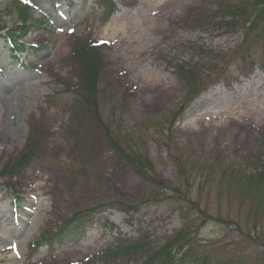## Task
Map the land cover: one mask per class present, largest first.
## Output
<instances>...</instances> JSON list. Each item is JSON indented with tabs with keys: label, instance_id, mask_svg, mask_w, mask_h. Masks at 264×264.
<instances>
[{
	"label": "rangeland",
	"instance_id": "1",
	"mask_svg": "<svg viewBox=\"0 0 264 264\" xmlns=\"http://www.w3.org/2000/svg\"><path fill=\"white\" fill-rule=\"evenodd\" d=\"M251 6L0 0V249L9 248L0 264H141L101 254L116 242L156 248L185 227L171 199L135 213L109 207L153 187L119 160L84 104L72 50L86 42L105 57L96 103L112 138L129 134L153 176L195 203L193 256L264 264V217L237 191L247 176L264 180V23L262 33L244 23ZM31 173L47 178V202L18 197ZM80 211L90 226L81 239L54 238Z\"/></svg>",
	"mask_w": 264,
	"mask_h": 264
},
{
	"label": "trees",
	"instance_id": "2",
	"mask_svg": "<svg viewBox=\"0 0 264 264\" xmlns=\"http://www.w3.org/2000/svg\"><path fill=\"white\" fill-rule=\"evenodd\" d=\"M247 1L252 4V8L251 12L247 14L248 16L244 23H249L250 30L252 31L260 28L258 33H262L261 28L263 27H261L260 24L264 23V0ZM20 9V21L21 23H24L27 19L26 9L24 7L23 9L20 7ZM235 16L239 17L242 15L237 13ZM22 33L23 32L19 34ZM7 36L9 40L15 39V36L12 34ZM252 36L255 40H259L261 37L260 34L255 35L254 33H252ZM13 45H10L12 51H14V53L18 52L19 47ZM72 55H74V58L79 62L78 64L80 66L78 77L80 88L83 90L84 104L92 110L94 120L100 124L106 141H108L114 152L117 153L121 162L126 163V165L138 175L143 183H148L153 187L150 195L145 198L135 200V202H116L109 207L113 208L116 206L126 213H135L142 207L146 206V204L157 205L167 199H171L174 204L177 205L179 214L182 215L185 226L180 231L173 233L168 241H164L156 248L153 247L147 250L140 242L133 244L116 242L114 245L106 248L101 256L112 259H125L126 257L137 258L142 256L144 259L141 264H246L240 259L228 258L220 260L212 259L206 255L199 258L193 256L191 249V236L190 233H188V229L190 226H195L196 220L192 218V215L195 212V203L188 198L189 194L181 191L180 188L165 187L156 177L153 176L152 164L148 160L146 154L135 146L136 140L131 138L129 134H124L121 140H114L112 138V131L103 123V120H100L98 103H96L98 91L97 81L99 78L98 74L105 66V57L104 54H102L100 45L97 43L86 42L84 43L83 48L78 46L73 47ZM257 175L258 173L240 179L237 191L243 197L249 196L250 201H252V204L256 209L255 214L256 211H258V215L263 218L264 180ZM92 208L95 209L93 212H100L106 209V206L94 205L91 209ZM186 211H189V215H187ZM88 216V212H75L72 214L69 221L64 224L63 229H60L59 233H57L54 238H60V240L68 239L69 241L78 242L84 235L85 231L90 227L87 219ZM51 239L53 238H49L48 241Z\"/></svg>",
	"mask_w": 264,
	"mask_h": 264
},
{
	"label": "bare ground",
	"instance_id": "3",
	"mask_svg": "<svg viewBox=\"0 0 264 264\" xmlns=\"http://www.w3.org/2000/svg\"><path fill=\"white\" fill-rule=\"evenodd\" d=\"M172 1H175V0H169V3ZM5 100L9 104L11 103V97L5 98ZM46 180H47V178L45 179V177H43V175H41L40 173H39V175H34L33 173H31V174L24 176V179L21 181V183H23V184L17 190L18 191V194H17L18 197L23 198L25 196H28V197H35L36 198V196H38V197H42L43 202H47L48 199L45 198V196L47 194L44 195V193H43V189L46 190ZM41 182L43 184H41ZM46 211L47 210L45 208L42 210V212L44 214V218L41 221H42V224L44 226L48 225V222H49L48 221V214L50 213V210L47 212ZM3 240H4V243L5 242L7 243L8 237L7 236L2 237V241ZM7 249H9V248L5 247L4 249H0V257L5 256L3 252Z\"/></svg>",
	"mask_w": 264,
	"mask_h": 264
}]
</instances>
